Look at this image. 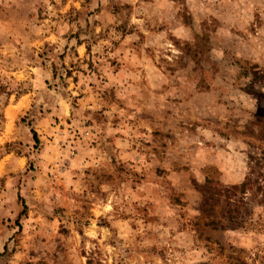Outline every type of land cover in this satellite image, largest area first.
<instances>
[{
	"label": "rangeland",
	"instance_id": "rangeland-1",
	"mask_svg": "<svg viewBox=\"0 0 264 264\" xmlns=\"http://www.w3.org/2000/svg\"><path fill=\"white\" fill-rule=\"evenodd\" d=\"M0 264H264V0H0Z\"/></svg>",
	"mask_w": 264,
	"mask_h": 264
},
{
	"label": "trees",
	"instance_id": "trees-1",
	"mask_svg": "<svg viewBox=\"0 0 264 264\" xmlns=\"http://www.w3.org/2000/svg\"><path fill=\"white\" fill-rule=\"evenodd\" d=\"M34 139L36 142H38L37 138H36V135L34 134ZM244 186H246V184L244 183Z\"/></svg>",
	"mask_w": 264,
	"mask_h": 264
}]
</instances>
